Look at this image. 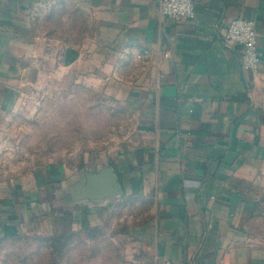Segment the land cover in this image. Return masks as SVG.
I'll use <instances>...</instances> for the list:
<instances>
[{"label":"crops","instance_id":"1","mask_svg":"<svg viewBox=\"0 0 264 264\" xmlns=\"http://www.w3.org/2000/svg\"><path fill=\"white\" fill-rule=\"evenodd\" d=\"M234 18L255 23L256 73L224 41ZM67 80L108 100L118 148L75 177L0 180V241L48 206L91 238L113 219L92 264H264L247 232L264 202V0H195L182 21L161 0H0V126ZM108 170L119 189L101 194L88 178Z\"/></svg>","mask_w":264,"mask_h":264},{"label":"rangeland","instance_id":"2","mask_svg":"<svg viewBox=\"0 0 264 264\" xmlns=\"http://www.w3.org/2000/svg\"><path fill=\"white\" fill-rule=\"evenodd\" d=\"M63 87L34 107L30 100V106L25 104L9 120L8 126H0V133L12 138L1 144L2 150L0 147L2 183L17 180L26 183L33 172L41 176L51 166L60 168L64 176L75 177L80 169L92 170L97 163H105L103 156L118 148L121 129L115 126L118 116H109L108 100L72 80H67ZM43 208L35 210L38 215L32 217L17 236L0 241V264L107 261L109 237L119 233L115 227H110L113 219L106 221L109 225L105 224V239L96 238V233L91 238V232L76 231L69 238L57 239L59 236L53 238L54 234L67 235L74 226L61 220L59 213L52 214L50 207ZM247 232L254 245L264 248V202L247 224Z\"/></svg>","mask_w":264,"mask_h":264},{"label":"built area","instance_id":"3","mask_svg":"<svg viewBox=\"0 0 264 264\" xmlns=\"http://www.w3.org/2000/svg\"><path fill=\"white\" fill-rule=\"evenodd\" d=\"M162 14L166 18L182 21L195 15V0H161ZM224 41L229 46H239L242 54V67L245 71L256 73L260 58L256 49V30L252 20L231 19L225 30ZM161 264H174L164 261Z\"/></svg>","mask_w":264,"mask_h":264},{"label":"water","instance_id":"4","mask_svg":"<svg viewBox=\"0 0 264 264\" xmlns=\"http://www.w3.org/2000/svg\"><path fill=\"white\" fill-rule=\"evenodd\" d=\"M88 179H90V181H96L97 179H99V181H104L106 186L101 189V194L116 192L119 189L116 178L111 170L104 171L99 176H95L94 178L90 177Z\"/></svg>","mask_w":264,"mask_h":264},{"label":"trees","instance_id":"5","mask_svg":"<svg viewBox=\"0 0 264 264\" xmlns=\"http://www.w3.org/2000/svg\"><path fill=\"white\" fill-rule=\"evenodd\" d=\"M48 171H50V173H54V172H56V168H52V166H51V168L49 167V169H47ZM37 177L39 178V180H41V176H40V174L39 175H37ZM66 233H61V234H54V236H53V238H56L57 236H59L57 239H59L60 237L62 238V237H65L66 236V238H69L70 236H71V234H72V232H69L67 235H65ZM13 236H17V234H15V235H11V236H9V237H13ZM6 238V237H5Z\"/></svg>","mask_w":264,"mask_h":264}]
</instances>
